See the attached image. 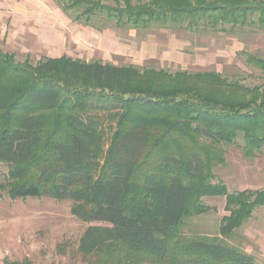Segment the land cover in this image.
Returning a JSON list of instances; mask_svg holds the SVG:
<instances>
[{"label":"trees","instance_id":"trees-1","mask_svg":"<svg viewBox=\"0 0 264 264\" xmlns=\"http://www.w3.org/2000/svg\"><path fill=\"white\" fill-rule=\"evenodd\" d=\"M56 1L97 31H264V0ZM245 57L264 77V57ZM13 59L0 52L8 196L71 202V215L88 225L77 244L86 264H254L222 239L264 206V190L228 193L213 183V169L238 137L247 158L264 147V86L248 88L216 72L67 56L34 66ZM202 197L225 199L222 239L181 234L188 217L207 210Z\"/></svg>","mask_w":264,"mask_h":264},{"label":"rangeland","instance_id":"rangeland-1","mask_svg":"<svg viewBox=\"0 0 264 264\" xmlns=\"http://www.w3.org/2000/svg\"><path fill=\"white\" fill-rule=\"evenodd\" d=\"M53 25L41 26L39 37L14 40L0 37V52L13 55L15 64L34 66L46 56H67L85 62L99 61L142 69L216 72L248 88L264 86V77L246 63L245 54L264 57V31L254 27L231 33L190 32L181 28L124 30L108 26L103 31L83 26L64 13L56 0H43ZM51 38L49 42L47 38ZM48 42H47V41ZM241 137L225 146V163L213 169V183H222L228 193L264 190V147L253 157L243 155ZM9 169L0 163V264L4 259L29 264H86L77 251L80 236L88 226L70 213L71 202L41 198H10ZM205 212L188 217L182 236L221 238L218 229L225 210L224 197H202ZM222 239V238H221ZM264 264V206L254 209L232 236L222 239Z\"/></svg>","mask_w":264,"mask_h":264},{"label":"crops","instance_id":"crops-1","mask_svg":"<svg viewBox=\"0 0 264 264\" xmlns=\"http://www.w3.org/2000/svg\"><path fill=\"white\" fill-rule=\"evenodd\" d=\"M50 18L52 20L49 8L43 5V0H0V37H7L9 48L16 39L39 37L41 26L50 28L53 25ZM47 40L50 42L51 38Z\"/></svg>","mask_w":264,"mask_h":264}]
</instances>
